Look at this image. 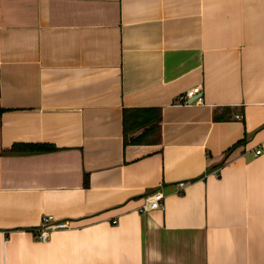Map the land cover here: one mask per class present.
Wrapping results in <instances>:
<instances>
[{"label":"crops","instance_id":"0c3cea01","mask_svg":"<svg viewBox=\"0 0 264 264\" xmlns=\"http://www.w3.org/2000/svg\"><path fill=\"white\" fill-rule=\"evenodd\" d=\"M0 264H264V0H0Z\"/></svg>","mask_w":264,"mask_h":264},{"label":"built area","instance_id":"2783aa9c","mask_svg":"<svg viewBox=\"0 0 264 264\" xmlns=\"http://www.w3.org/2000/svg\"><path fill=\"white\" fill-rule=\"evenodd\" d=\"M175 100L181 105L201 103V88L199 86L191 87L178 94ZM234 118L238 119L239 115H234ZM183 186L184 183H177L178 192L181 191ZM155 209H163V195L158 189L153 190L145 196L143 204L138 208V212L146 213ZM62 228H68L66 221L57 219L52 215H44L41 218L39 226L33 230V236L39 241H45L48 239L50 232Z\"/></svg>","mask_w":264,"mask_h":264},{"label":"trees","instance_id":"16d2710c","mask_svg":"<svg viewBox=\"0 0 264 264\" xmlns=\"http://www.w3.org/2000/svg\"><path fill=\"white\" fill-rule=\"evenodd\" d=\"M214 118L217 119V118H219V116H217L215 114ZM157 123H158V116L154 119L150 128L156 129ZM52 149H53L52 146L46 145V144H22V143L20 144V143H17V144L12 145V147L10 148V152H13V153H25V152L33 153V152L48 151V150H52Z\"/></svg>","mask_w":264,"mask_h":264}]
</instances>
